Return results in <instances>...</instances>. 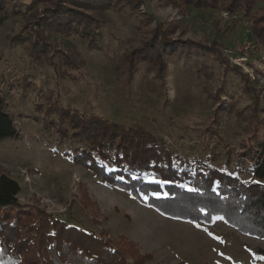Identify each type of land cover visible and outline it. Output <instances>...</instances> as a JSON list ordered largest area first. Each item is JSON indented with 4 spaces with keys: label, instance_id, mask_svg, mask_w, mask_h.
<instances>
[{
    "label": "rangeland",
    "instance_id": "374dc122",
    "mask_svg": "<svg viewBox=\"0 0 264 264\" xmlns=\"http://www.w3.org/2000/svg\"><path fill=\"white\" fill-rule=\"evenodd\" d=\"M68 1L56 0L64 8L92 15ZM142 1L140 12L147 16L96 8L98 29L82 35L52 30L44 33L48 41L39 40L44 26L38 21L41 9L52 8L54 1L32 9L29 0L8 1L0 23V90L19 138L0 140V175L20 187L17 201L25 213L20 226L39 208L93 233L127 264H264V239L238 232L221 217L200 227L165 217L74 163L65 152L77 144L59 135L56 114L49 120L42 114L55 99L79 114L142 127L190 164L201 161L243 180L251 177V167L264 152V91L252 85L243 64H233L225 53L229 49L235 56H248L246 41H253L246 31L249 19L241 11L229 15L187 7L183 12L164 1ZM263 5L264 0H257L254 12ZM143 17L145 26L140 25ZM254 19L263 36L264 13H255ZM159 22L172 38L215 43L233 71H223L215 55L194 50L174 55L168 48L160 51L166 55L163 70L139 62L131 77L126 53L137 47L142 51ZM62 52L76 70L62 63ZM22 76L27 77L25 86L20 84ZM241 78L259 93L255 105ZM15 213L12 209L9 220ZM136 255L148 259L134 263Z\"/></svg>",
    "mask_w": 264,
    "mask_h": 264
},
{
    "label": "trees",
    "instance_id": "16d2710c",
    "mask_svg": "<svg viewBox=\"0 0 264 264\" xmlns=\"http://www.w3.org/2000/svg\"><path fill=\"white\" fill-rule=\"evenodd\" d=\"M8 1L0 0V23L5 20L4 12ZM29 1L30 9L35 5L38 7L40 3L54 1L52 8L41 9V21L38 23L43 24L44 30L38 32L41 35L40 41L47 40L45 34L52 30L82 35L83 32L86 34L87 29H98L100 24L93 15L96 14V8L128 9L132 14L148 15L140 12L142 0H67L71 5L85 8L93 16L76 8H64L63 3L57 8L56 0ZM160 1L183 12L187 7L195 10L219 9L229 15L241 11L249 19V31L253 40L264 47L263 29L257 27L254 19L255 13H264V5L254 12L257 0ZM74 11L76 15L70 16ZM142 21L144 17L141 18L140 25L145 26ZM160 26L162 23H157L147 41L143 44L141 41L142 51L137 47L126 53L131 77L139 62L147 65L148 69L153 68L159 72L163 70L166 55L160 51L164 49L166 52L168 48L175 52L174 55L178 50L215 55L223 71H233L222 59L215 43L204 45L200 41L175 39L171 37V32L167 34V27L163 29ZM44 43L49 45L46 41ZM33 45L37 46L36 43ZM39 52L43 55L47 53L44 49ZM62 54H65L62 55V63L76 70L71 57L66 52ZM242 81L252 94L255 105L259 93L250 90L246 80ZM26 82L27 77L22 76L20 84L25 86ZM3 95V90H0V140L17 139L19 132L12 116L3 108ZM52 101L53 105L48 110L45 109L46 112H39L46 115V120L56 114L59 118V135L77 144V147L65 152V155L74 163L89 169L103 182L130 193L141 205L152 207L165 217L190 222L199 227L210 225L215 217H221L238 232L264 239V152L251 167V177L243 180L208 163L185 162L164 142L142 127H125L101 116L79 114L63 107L55 99ZM70 129L71 134L68 132ZM146 176H151V179ZM19 192L20 187L14 179L5 174L0 175V264H127L124 256L111 250L93 233L68 225L39 208L35 209L33 219H28L26 225L20 226L19 218L25 213L22 212L23 206L17 201ZM12 209L16 213L9 220ZM261 256L264 257V251H261ZM137 257L138 255L134 263L142 259ZM145 259L148 257L142 260Z\"/></svg>",
    "mask_w": 264,
    "mask_h": 264
},
{
    "label": "built area",
    "instance_id": "2783aa9c",
    "mask_svg": "<svg viewBox=\"0 0 264 264\" xmlns=\"http://www.w3.org/2000/svg\"><path fill=\"white\" fill-rule=\"evenodd\" d=\"M246 31H249V29ZM245 50L248 56H235L234 51L229 49H225V53L233 64L238 66L243 64L245 66L244 69L250 77V82L262 92L264 91V48L253 40L251 42L246 41Z\"/></svg>",
    "mask_w": 264,
    "mask_h": 264
}]
</instances>
